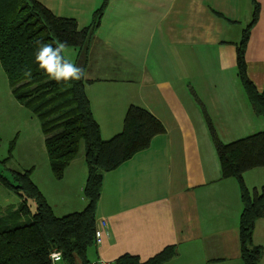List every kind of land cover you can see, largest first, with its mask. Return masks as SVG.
I'll list each match as a JSON object with an SVG mask.
<instances>
[{
    "label": "crops",
    "instance_id": "obj_1",
    "mask_svg": "<svg viewBox=\"0 0 264 264\" xmlns=\"http://www.w3.org/2000/svg\"><path fill=\"white\" fill-rule=\"evenodd\" d=\"M38 1L82 28L103 0ZM248 27L246 73L262 93L264 0L108 1L84 66L101 137L122 130L130 105L147 109L165 133L103 174L96 225L105 220L107 226L101 242L89 248V261L115 264L131 255L146 262L174 248L162 264H243L240 188L234 177H221L210 126L223 143L264 130V117L254 113L237 72V47ZM66 54L81 65L78 49L66 47ZM45 155L42 171L34 162L24 170H31L56 216L82 211L83 145L61 179ZM243 178L249 190H259L264 168L250 169ZM252 241L263 249L258 264H264V217L255 222Z\"/></svg>",
    "mask_w": 264,
    "mask_h": 264
},
{
    "label": "trees",
    "instance_id": "obj_2",
    "mask_svg": "<svg viewBox=\"0 0 264 264\" xmlns=\"http://www.w3.org/2000/svg\"><path fill=\"white\" fill-rule=\"evenodd\" d=\"M108 1L103 0L90 25L81 28L76 19L59 17L38 0H0V64L16 100L40 122L54 177H63L82 145L87 165L83 188L87 205L82 211L62 217L55 215L32 180L31 170L12 171L13 182L0 173V183L20 198L17 207H8L0 215V264H52L49 253L54 250L63 253L65 264L77 261L88 264V250L95 244L96 209L103 174L146 149L156 135L165 133L163 124L147 109L130 105L122 130L108 140L102 139L85 92V79L57 83L35 63L36 41L63 42L79 50L83 57L79 67L84 69L89 43ZM257 10L256 7L254 20ZM249 32L248 27L237 47V72L254 113L264 117V90L258 92L246 73L245 47ZM29 71L30 76L25 74ZM210 130L221 177H234L240 188L242 262L258 264L263 249L253 244L252 235L255 222L264 217V182L259 190H249L243 176L250 169L264 168V130L229 143H223L212 126ZM12 147L13 143L10 152ZM31 201L35 204L34 213ZM173 255L174 248H167L146 262L124 255L115 264H162Z\"/></svg>",
    "mask_w": 264,
    "mask_h": 264
},
{
    "label": "rangeland",
    "instance_id": "obj_3",
    "mask_svg": "<svg viewBox=\"0 0 264 264\" xmlns=\"http://www.w3.org/2000/svg\"><path fill=\"white\" fill-rule=\"evenodd\" d=\"M42 136L38 118L16 100L0 64V173L13 182L12 171H22L30 162L36 163L42 171L45 160L41 155L47 156ZM19 203L20 198L0 183V215ZM30 205L34 213V202ZM29 218L30 215L23 220Z\"/></svg>",
    "mask_w": 264,
    "mask_h": 264
},
{
    "label": "clouds",
    "instance_id": "obj_4",
    "mask_svg": "<svg viewBox=\"0 0 264 264\" xmlns=\"http://www.w3.org/2000/svg\"><path fill=\"white\" fill-rule=\"evenodd\" d=\"M53 43L55 46H53ZM45 43L36 41L37 51L35 63L52 80L59 82L80 81L87 76L86 71L77 66L66 54V44L63 42ZM31 75V72H26ZM62 252H50L49 259L53 264H60Z\"/></svg>",
    "mask_w": 264,
    "mask_h": 264
},
{
    "label": "built area",
    "instance_id": "obj_5",
    "mask_svg": "<svg viewBox=\"0 0 264 264\" xmlns=\"http://www.w3.org/2000/svg\"><path fill=\"white\" fill-rule=\"evenodd\" d=\"M106 226H107V222L105 220H101L100 224L96 225L95 232H94V242H95V244H99L101 242V238H102V235H103L104 231L106 230ZM52 252H57V251L54 250ZM51 262L53 264V261H51ZM61 262L63 264H65L63 262V259L61 260ZM88 264H112V263L104 261V260H101V259H97V260L90 261Z\"/></svg>",
    "mask_w": 264,
    "mask_h": 264
},
{
    "label": "water",
    "instance_id": "obj_6",
    "mask_svg": "<svg viewBox=\"0 0 264 264\" xmlns=\"http://www.w3.org/2000/svg\"><path fill=\"white\" fill-rule=\"evenodd\" d=\"M76 264H80V262L79 261H77V263Z\"/></svg>",
    "mask_w": 264,
    "mask_h": 264
}]
</instances>
